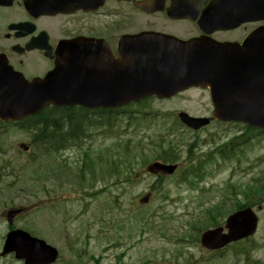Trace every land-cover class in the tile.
<instances>
[{"label":"rangeland","instance_id":"rangeland-1","mask_svg":"<svg viewBox=\"0 0 264 264\" xmlns=\"http://www.w3.org/2000/svg\"><path fill=\"white\" fill-rule=\"evenodd\" d=\"M203 95L200 91H189L186 98L192 102H186L184 96L176 101L150 102L147 104L148 111L160 116L166 115L168 121L173 120L172 114L179 111L194 117L210 116V112L202 114L211 109L208 102L199 97ZM196 98L200 101L192 100ZM81 116L84 118L85 114ZM98 117L95 116L100 121ZM55 118L60 124H68ZM161 120V117L157 119L159 127L153 123L152 130L136 131L131 125L126 127L125 122L121 127L115 126L116 132L126 133L118 142L98 136L97 133L104 130L102 124L85 129V134H91V140L84 139L86 143L82 146L87 154L86 164L80 166V172L86 175L87 180V185L82 188H75L69 183L74 178V171L69 167L79 165L81 153L72 148L61 153L59 160L61 165L65 164L64 167H58V160L54 162L39 149L33 148L29 156L19 155L13 150V144L29 142V135L9 126V131L4 130L6 155L1 157L7 173L0 177V211L29 204L33 197H38L42 202L40 208L52 206L39 209L34 215L17 218L13 226L23 228L56 247L61 253L58 264H150V261L158 264H167V261L170 264H188L193 257L195 264H263L264 136L255 137L248 144L242 145V140L248 136L245 125L235 123L237 125L226 124L218 128L216 143L223 142L224 145L233 141L235 153L232 154L233 151L225 147L224 153L230 157L228 160H222L220 155L218 159L212 157V163L204 167L202 182L196 188L178 186L176 189L175 177L167 178L161 186L155 187L157 194L146 207L139 204L138 196L149 191L150 186L154 185V179L143 176L135 181L134 176L133 182L128 183L131 173L127 165L122 166L124 172L121 173L126 183L113 186L114 178L103 177L106 160L102 153H106L104 156L108 160L111 154L107 150L113 147L115 150L117 146L121 150L128 147L132 151L133 144L138 143L139 150H145L146 162H151L160 150L150 152L157 143L152 140L168 137L183 155L193 139L185 137L188 133L168 134ZM88 121H94V116H90ZM215 127L211 126L204 132L212 131ZM0 149L3 150L1 141ZM261 157L263 161L259 160ZM135 163L143 170V159L136 157ZM8 187L12 189L7 190ZM74 189L78 195L69 197ZM84 193L91 197H85ZM45 194L64 198V202L55 205L58 200L52 199L43 204ZM183 200L184 208L180 204ZM194 200L202 201L200 210L199 206L196 208ZM257 202L262 206L258 213L259 230L249 241L234 244L218 253L203 252L199 243L192 244L193 247L182 243V239L188 242L197 235L189 229L197 217V209L200 211L197 224L207 228L211 225L223 226L226 219L241 206H256ZM160 210L164 211V218L158 213ZM205 210L208 214L204 215L202 211ZM2 226L0 222V245ZM167 239L172 241L166 242ZM248 246L253 249L249 257L242 253ZM0 264L22 263L16 262L9 255L0 257Z\"/></svg>","mask_w":264,"mask_h":264},{"label":"flooded vegetation","instance_id":"flooded-vegetation-1","mask_svg":"<svg viewBox=\"0 0 264 264\" xmlns=\"http://www.w3.org/2000/svg\"><path fill=\"white\" fill-rule=\"evenodd\" d=\"M193 2L196 7L169 17L171 6ZM214 6L213 0H11L0 5V54L26 77L41 76L50 68L44 55H53L61 41L105 40L112 48L121 36L141 31L187 40L199 36L198 27L217 17ZM212 38L230 40L220 31L213 32ZM77 113L87 116L83 111ZM59 122L48 119L50 125ZM78 131L82 134L85 129Z\"/></svg>","mask_w":264,"mask_h":264},{"label":"water","instance_id":"water-1","mask_svg":"<svg viewBox=\"0 0 264 264\" xmlns=\"http://www.w3.org/2000/svg\"><path fill=\"white\" fill-rule=\"evenodd\" d=\"M252 1L255 6V0ZM259 2L258 18L263 16L264 19V0H256V4ZM222 56L220 62L225 66H217L216 60V65H212L208 78L215 105L222 104V108H217L214 115L218 120L241 122L264 129V28L255 31L246 40V47L240 49L234 47L233 53ZM220 84L226 85V90L216 89ZM216 93L224 98L222 102H219ZM149 170L153 173L163 171L158 165L150 167ZM256 223V217L248 208L227 219L225 227L228 230L227 235L222 234L221 228L209 230L202 235L201 243L209 250L221 249L232 241L254 234ZM14 249H17L19 257H40L45 263H52L56 259V253L52 248L19 230L7 235L4 253Z\"/></svg>","mask_w":264,"mask_h":264},{"label":"trees","instance_id":"trees-1","mask_svg":"<svg viewBox=\"0 0 264 264\" xmlns=\"http://www.w3.org/2000/svg\"><path fill=\"white\" fill-rule=\"evenodd\" d=\"M58 118L62 119L63 121L67 122L68 124H73L74 122H76L78 119H82V118H79L77 117L76 115L72 114V113H61L57 116ZM48 119L47 117H45L43 119L44 121V125L46 127H48L50 124L48 123ZM54 126H60L59 124H54ZM45 135L46 134H41V135H38L37 137H43L42 140L40 141H37V142H40L42 143L43 145V149L47 152V153H51V149H52V146L53 144L50 143L48 140H46L45 138ZM79 135L76 133V132H71L67 135V139H66V145H69L71 143V141L74 139V138H77ZM246 142V140H243L242 143ZM68 148L67 146H64V145H56V150L59 151V150H63V149H66ZM87 162V156L85 155L84 158H82L79 162V164L81 165H84L86 164ZM60 165H58V167L62 166L64 167L65 164H62L61 165V162H59ZM108 165H111V167H113L112 171H111V176H117V178L115 179V183H119L120 182V179L118 178L119 177V173H120V169L118 168L117 164H115L114 160H109V162L107 163ZM78 167L79 165H75V167H70L71 170L73 171H76L78 170ZM82 182H85L87 183V180H86V175L85 174H82ZM88 197H91L89 194H86Z\"/></svg>","mask_w":264,"mask_h":264},{"label":"bare ground","instance_id":"bare-ground-1","mask_svg":"<svg viewBox=\"0 0 264 264\" xmlns=\"http://www.w3.org/2000/svg\"><path fill=\"white\" fill-rule=\"evenodd\" d=\"M72 114L76 115V116L79 117V118H82V119H78L75 123L83 122V121L85 120V118H86V116H85L84 118L81 116L82 113H72ZM83 114H84V113H83ZM245 138H246V137H245ZM242 141H243V140H242Z\"/></svg>","mask_w":264,"mask_h":264}]
</instances>
